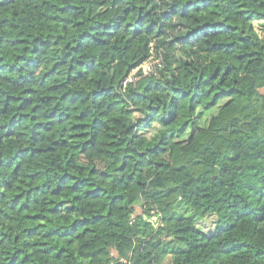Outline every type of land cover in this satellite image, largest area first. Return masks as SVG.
<instances>
[{"label": "trees", "instance_id": "1", "mask_svg": "<svg viewBox=\"0 0 264 264\" xmlns=\"http://www.w3.org/2000/svg\"><path fill=\"white\" fill-rule=\"evenodd\" d=\"M0 264H264V0H0Z\"/></svg>", "mask_w": 264, "mask_h": 264}, {"label": "built area", "instance_id": "2", "mask_svg": "<svg viewBox=\"0 0 264 264\" xmlns=\"http://www.w3.org/2000/svg\"><path fill=\"white\" fill-rule=\"evenodd\" d=\"M162 63L163 62L161 56L158 52H156L154 46L151 45L149 58L146 62L132 71V73L124 82L123 89H126L127 85L137 82L143 77L155 74L159 69L162 68ZM154 222H156V218H154Z\"/></svg>", "mask_w": 264, "mask_h": 264}, {"label": "rangeland", "instance_id": "3", "mask_svg": "<svg viewBox=\"0 0 264 264\" xmlns=\"http://www.w3.org/2000/svg\"><path fill=\"white\" fill-rule=\"evenodd\" d=\"M257 26H258V24H257ZM154 218H156V221H157V217L156 216L152 218V221H154ZM167 262H169V261H167Z\"/></svg>", "mask_w": 264, "mask_h": 264}, {"label": "water", "instance_id": "4", "mask_svg": "<svg viewBox=\"0 0 264 264\" xmlns=\"http://www.w3.org/2000/svg\"><path fill=\"white\" fill-rule=\"evenodd\" d=\"M156 227H157V225H156Z\"/></svg>", "mask_w": 264, "mask_h": 264}]
</instances>
